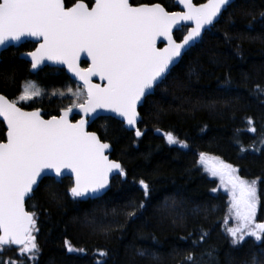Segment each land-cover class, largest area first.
Segmentation results:
<instances>
[{
	"label": "trees",
	"instance_id": "obj_1",
	"mask_svg": "<svg viewBox=\"0 0 264 264\" xmlns=\"http://www.w3.org/2000/svg\"><path fill=\"white\" fill-rule=\"evenodd\" d=\"M205 1L195 0L198 4ZM65 2L70 6L73 0ZM132 2L161 3L169 11L178 9L175 0ZM260 11H264V0H236L140 108L142 137L137 138L135 131L113 117H100L91 124L90 130L112 144V158L127 170V179L115 176L102 197L73 200L68 191L72 179L57 184L45 178L35 197L26 203L27 209L38 215L40 255L37 261L23 260L22 264H186L189 251L201 257L211 248L217 250L219 264H251L254 255L264 264V240L247 237L240 245H232L223 229L228 197L211 191L218 188V181L198 163L201 152L214 155L237 167L243 178L257 180L258 220L264 219V148L259 143L264 137V24L248 27L252 19L248 13ZM229 15L234 27L227 23ZM185 32H176L177 40ZM225 32L233 38L225 40ZM35 47V43L26 42L1 54L0 92L19 101L25 82H33L43 90L42 95L17 104L26 109L41 108L48 118L59 115L76 100L65 89L77 90L63 69L46 67L31 72V63L21 54ZM229 78L230 85H226ZM226 86L231 91L225 92ZM77 88L83 90L82 86ZM54 90L64 91L65 96L59 92L53 95ZM46 91L50 95L44 96ZM249 116L256 133L248 131L245 118ZM166 132H172L188 147L169 145L163 135ZM5 140L6 128L0 120V141ZM238 144L249 151L241 154ZM254 144L259 150H252ZM140 179L153 189L147 198L139 186ZM50 188L58 194V201L49 197ZM141 202L144 209L128 219L127 213ZM202 231L209 235L194 247ZM65 240L85 251L69 252ZM140 251L160 259L141 257ZM17 252L18 248L5 247L0 260L21 261ZM100 252H107V257ZM199 264L213 262L204 255Z\"/></svg>",
	"mask_w": 264,
	"mask_h": 264
},
{
	"label": "snow or ice",
	"instance_id": "obj_2",
	"mask_svg": "<svg viewBox=\"0 0 264 264\" xmlns=\"http://www.w3.org/2000/svg\"><path fill=\"white\" fill-rule=\"evenodd\" d=\"M178 3L183 5V10L169 11L160 3L134 6L130 0H73L70 6L65 0H0V46L23 37L35 38L39 47L27 53L33 70L45 61L65 64L84 84V90L76 92L67 88V93L76 100L50 119H44L40 109L25 111L17 106V101L0 95V117L7 123L6 142L0 141V252L5 247L16 246L21 258V261L0 260V264L38 260L41 251L37 242L38 215L26 210L25 202L35 197L45 178H52L59 184L65 176H73V185L68 189L73 200L102 193L110 186L113 174L127 179L124 166L106 154L111 145L102 142L97 133L87 130L89 119L97 110L114 113L126 127L135 130L137 138L142 137L144 132L136 127L142 120L138 107L167 82L173 67L203 42L204 34L220 23L224 13L236 5V0H207L199 4L193 0H178ZM248 14L252 16L248 23L250 29L256 23L264 24V11ZM188 22L194 26L188 27ZM227 23L235 26L231 15ZM185 28L187 34L177 42L173 30ZM160 37L167 40L163 48L156 46ZM232 38L224 33L225 40ZM81 53H86L91 60L86 69L78 64ZM93 76H99L106 84L92 83ZM225 83L230 85V78ZM224 91L231 89L226 86ZM57 92L65 96V92L59 90L52 94ZM41 95L42 91L27 81L18 99L31 101ZM74 109L83 116L73 123L69 115ZM245 120L250 126L248 131L256 133L253 118L249 116ZM163 135L169 145L188 147L172 132ZM259 143L264 148V137ZM238 146L241 154L249 151L242 144ZM252 150L259 149L254 144ZM198 163L211 177H218V187H223L230 195V212L237 221L235 227L226 229L232 245H240L245 237L264 240V223L255 220L259 204L258 181L242 178L237 167L203 152L199 154ZM138 183L145 198L149 197L153 191L150 184L144 179ZM211 191L216 192L218 188ZM48 195L58 201L54 189L50 188ZM144 207L143 202L139 203L137 209L127 213V218H135ZM208 235L202 231L193 246H198ZM65 246L69 252L85 251L75 248L68 240ZM216 251L208 249L201 257L189 251L185 262L199 264L206 255L213 264H219ZM99 255L106 258L107 252ZM138 255H149L153 261L160 259L145 251ZM251 264L262 262L254 255Z\"/></svg>",
	"mask_w": 264,
	"mask_h": 264
},
{
	"label": "water",
	"instance_id": "obj_3",
	"mask_svg": "<svg viewBox=\"0 0 264 264\" xmlns=\"http://www.w3.org/2000/svg\"><path fill=\"white\" fill-rule=\"evenodd\" d=\"M85 2H86V1H85ZM130 2H131V0H130ZM193 2L196 3L195 0H193ZM206 2H207V1H205V2H203V3H206ZM65 3H66V2H65ZM175 4L179 7V10H178V11L183 10V5H180V4L178 3V0H175ZM66 5H67V4H66ZM192 26H194V25H193L191 22H188V27H192ZM181 31H182V30H181ZM176 32H177V30L174 29V30H173V37H174V39H175V33H176ZM186 34H187V33H186ZM186 34H185V35H186ZM205 34H206V33H205ZM205 34H204V35H205ZM176 41H177V42H180L181 40H180V41L176 40ZM26 42H33V43H36V44H37V47H39V42H38L35 38H32V37H23V38H21L19 41L10 40V41H8L4 46H0V61H1V54H2L5 50H7V49L10 48V47H16V48H18V47H20L21 45L25 44ZM161 44H164L163 47H165V46L167 45V40H166L164 37H160V38H158L156 46L159 48V45H161ZM37 47H36V48H37ZM163 47H161V48H163ZM33 51H35V50H33ZM31 52H32V51H31ZM27 53H29V52H23V53L21 54V58H23V59H25V60H27L28 62L31 63V57H29V56L27 55ZM83 62H89L90 65H91V60H90V58L87 57V54H86V53H81V55H80V59H79V61H78L79 67L82 68V69H86V68L82 67V63H83ZM48 66H49V67H54V68H59V69H64L65 72H66L68 75H70V77H71L72 79H74L75 81H77V82L81 83L82 85H84V84H83V81L79 80V78H78L77 76H75V74H74L73 72H71V71L67 68V65H65V64H57V63H54V62H52V61H45V63H44L43 65H41L38 69L33 70L32 67H31V72H32V73H36V72H38L40 69L45 68V67H48ZM174 67H175V66H174ZM174 67H173V68H174ZM87 68H88V67H87ZM91 80H92V83H94V84H99V85H101V86H104V85L106 84V81H105V80H101L99 76H93V77L91 78ZM0 95L5 96L9 101H12L8 96H6L5 94H3V93H1V92H0ZM17 106L23 108L25 111H33V110H36V109H26V108L20 106L19 104H17ZM142 106H143V105H142ZM142 106H141V107H142ZM141 107H138V112H139V113H140V108H141ZM40 110H41L42 115L44 116V114H43V110H42V109H40ZM82 116H83V113L79 112L78 109H74L73 112L69 115V119L74 123L75 121L79 120ZM140 116L142 117L141 113H140ZM100 117H113V118H116L117 120H119V121L122 122V119L119 118V117H117L114 113L107 112V111H105V110H97V113H96V114H93V117H92L91 119H89V123H88V126H87V130H88V131H90V132H94V131L90 130V126H91V124H92L94 121H96V120H97L98 118H100ZM50 118H51V117H48V118H47V117L44 116V119H50ZM75 118H77V119L74 120ZM0 120L4 123L5 128H6V133H7V123H6V121H4L3 117H0ZM140 122H141V121H140ZM140 122H138V124L136 125V127H139V123H140ZM124 126L126 127L125 123H124ZM126 128H127L128 130L135 131L134 129H130V128H128V127H126ZM95 133H96V132H95ZM97 135H98V134H97ZM98 136H99V135H98ZM99 137H100V136H99ZM6 139H7V136H6ZM100 139H101V138H100ZM101 141L104 142L102 139H101ZM3 142H6V141H3ZM106 143H109V142H106ZM109 144L111 145V148H110V150H109L106 154L109 156L110 159L114 160V159L112 158L113 146H112L111 143H109ZM118 162H119V161H118ZM115 176H117V175H116V174H113L112 177H110V186H109L107 189H105L102 193H100V194H98V195H96V196H94V197H89V198H87V199H82V200L95 199V198L102 197L103 195H105V194L108 192V190L110 189V187H111V183H112V180L114 179ZM65 178H70V179H72V181H74V177L71 176V175L65 176L63 179H65ZM62 181H63V180H62ZM27 201H28V200L26 199V202H25L26 210H28V209H27V206H26ZM28 211H29V210H28ZM13 247H14V248H17L16 246H13Z\"/></svg>",
	"mask_w": 264,
	"mask_h": 264
},
{
	"label": "rangeland",
	"instance_id": "obj_4",
	"mask_svg": "<svg viewBox=\"0 0 264 264\" xmlns=\"http://www.w3.org/2000/svg\"><path fill=\"white\" fill-rule=\"evenodd\" d=\"M38 89H40L41 90V88L40 87H38V86H36ZM78 86H75V88H74V90L76 91H79V89L77 88ZM66 91V93H67V89H65ZM73 90V89H72ZM42 92H43V90H41ZM70 94V93H69ZM46 95H50V93L49 92H44V96H46ZM17 103H19V101H17ZM209 157H217V156H214V155H210V154H207ZM220 160H222V161H224L222 158H220V157H218ZM225 163H228V162H226V161H224ZM230 164V163H229ZM235 167V166H234ZM208 174V173H207ZM209 175V174H208ZM238 175H240V173L238 172ZM241 176V175H240ZM209 177L210 178H212V179H216L217 181H218V186L220 185V180H219V178L218 177H211L210 175H209ZM242 177V176H241ZM243 178V177H242ZM244 179H246V178H244ZM247 180H249V181H251L250 179H247ZM218 191L219 192H221V193H223V194H225V195H227V197H228V203H229V207H228V212H227V214H226V216H225V218H224V221H223V229H224V231L227 233V231H226V229L228 228V227H235L236 225H237V221L235 220V218H234V214L233 213H231L230 212V195L225 191V189L223 188V187H218ZM259 208H260V205L258 204V206H257V212H256V217H255V220H256V222L257 223H264V219H262V220H258V215H259ZM228 234V233H227ZM229 235V234H228ZM230 236V235H229ZM231 238V237H230ZM245 238H247V237H245ZM232 239V238H231Z\"/></svg>",
	"mask_w": 264,
	"mask_h": 264
},
{
	"label": "flooded vegetation",
	"instance_id": "obj_5",
	"mask_svg": "<svg viewBox=\"0 0 264 264\" xmlns=\"http://www.w3.org/2000/svg\"><path fill=\"white\" fill-rule=\"evenodd\" d=\"M131 3H133V5L134 6H139V5H141V4H152V3H134V2H132V0H131ZM161 4V3H160ZM163 5V4H162ZM164 6V5H163ZM165 7V6H164ZM166 8V7H165ZM167 9V8H166ZM179 10V7H178V9L177 10H175V11H178ZM186 29V32H185V34L187 33V28H185ZM184 30V29H183ZM182 30V31H183ZM178 32V31H177ZM184 34V35H185ZM183 38V37H182ZM175 39L177 40V38H176V33H175ZM178 41H180V40H178ZM36 44V43H35ZM164 46V44H161V45H159V48H161V47H163ZM36 47H37V44H36ZM36 47L33 49V50H35L36 49ZM33 50H31V51H33ZM31 51H26V52H31ZM90 66V63L89 62H83L82 63V67H84V68H87V67H89ZM49 67V66H48ZM46 68V67H45ZM54 68V67H53ZM57 69H59V68H57ZM64 70V69H63ZM67 74V73H66ZM68 75V74H67ZM69 77H70V75H68ZM71 78V77H70ZM71 80L74 82V86H82L83 87V90H84V85H82L81 83H79V82H77V81H75L74 79H72L71 78ZM34 109H41V108H34ZM43 110V109H42Z\"/></svg>",
	"mask_w": 264,
	"mask_h": 264
},
{
	"label": "bare ground",
	"instance_id": "obj_6",
	"mask_svg": "<svg viewBox=\"0 0 264 264\" xmlns=\"http://www.w3.org/2000/svg\"><path fill=\"white\" fill-rule=\"evenodd\" d=\"M181 32V31H180ZM181 40H182V38H181ZM6 141V140H5Z\"/></svg>",
	"mask_w": 264,
	"mask_h": 264
}]
</instances>
